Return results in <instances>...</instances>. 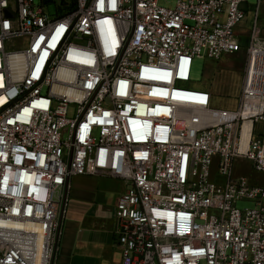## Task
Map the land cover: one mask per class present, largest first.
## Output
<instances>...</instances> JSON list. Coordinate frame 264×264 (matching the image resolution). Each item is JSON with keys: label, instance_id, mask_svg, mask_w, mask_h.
Instances as JSON below:
<instances>
[{"label": "built area", "instance_id": "2783aa9c", "mask_svg": "<svg viewBox=\"0 0 264 264\" xmlns=\"http://www.w3.org/2000/svg\"><path fill=\"white\" fill-rule=\"evenodd\" d=\"M56 1L0 0V264H56L80 176L124 184L120 264H264V184L234 176L264 175L256 19L236 109L183 87L238 51L246 0Z\"/></svg>", "mask_w": 264, "mask_h": 264}, {"label": "crops", "instance_id": "0c3cea01", "mask_svg": "<svg viewBox=\"0 0 264 264\" xmlns=\"http://www.w3.org/2000/svg\"><path fill=\"white\" fill-rule=\"evenodd\" d=\"M242 8L245 14L249 8L254 9L250 29L255 19L260 29L264 26V0H258L254 7L246 0ZM246 25L247 14L237 31L241 40L250 31L245 29ZM124 188L121 181L109 177L80 176L72 179L70 207L62 229L56 264H120V252L114 238V214Z\"/></svg>", "mask_w": 264, "mask_h": 264}, {"label": "rangeland", "instance_id": "374dc122", "mask_svg": "<svg viewBox=\"0 0 264 264\" xmlns=\"http://www.w3.org/2000/svg\"><path fill=\"white\" fill-rule=\"evenodd\" d=\"M62 1V0H61ZM74 1V0H67ZM176 0H160L159 4L167 8H172ZM258 0H247L248 5L256 6ZM42 0H34L36 6L40 5ZM59 1L47 4L48 13L53 16L56 13ZM247 27L249 30L254 17V9L247 11ZM260 37L264 40V26L260 29ZM242 39V38H241ZM247 37L240 42L238 51L232 55L224 56L220 61L211 62L208 59H195L192 68L191 82L184 85L187 89H206L213 97L212 107L217 109L234 110L237 108L241 96L243 85L244 65L246 60ZM234 165V176H244L251 182L259 185L264 184V175L256 173L252 165L244 160L237 159ZM213 181L222 182V178L217 175V168L212 167ZM237 208L244 210L253 207L250 201H238Z\"/></svg>", "mask_w": 264, "mask_h": 264}, {"label": "trees", "instance_id": "16d2710c", "mask_svg": "<svg viewBox=\"0 0 264 264\" xmlns=\"http://www.w3.org/2000/svg\"><path fill=\"white\" fill-rule=\"evenodd\" d=\"M54 0H46V4L53 3ZM74 8V1L71 2L70 7L63 9L64 12L72 10Z\"/></svg>", "mask_w": 264, "mask_h": 264}, {"label": "bare ground", "instance_id": "6f19581e", "mask_svg": "<svg viewBox=\"0 0 264 264\" xmlns=\"http://www.w3.org/2000/svg\"><path fill=\"white\" fill-rule=\"evenodd\" d=\"M249 125H250V123H247V124H246V128H247V129H249Z\"/></svg>", "mask_w": 264, "mask_h": 264}, {"label": "water", "instance_id": "95a60500", "mask_svg": "<svg viewBox=\"0 0 264 264\" xmlns=\"http://www.w3.org/2000/svg\"><path fill=\"white\" fill-rule=\"evenodd\" d=\"M7 15L9 16V13H7Z\"/></svg>", "mask_w": 264, "mask_h": 264}]
</instances>
